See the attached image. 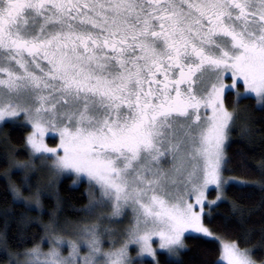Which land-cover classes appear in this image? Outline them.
<instances>
[{
	"label": "snow or ice",
	"instance_id": "6c2138e0",
	"mask_svg": "<svg viewBox=\"0 0 264 264\" xmlns=\"http://www.w3.org/2000/svg\"><path fill=\"white\" fill-rule=\"evenodd\" d=\"M253 100L264 111V0H0V264H182L189 241L218 244L209 264H264ZM68 178L83 205L65 207ZM250 188L253 207L230 197Z\"/></svg>",
	"mask_w": 264,
	"mask_h": 264
},
{
	"label": "trees",
	"instance_id": "16d2710c",
	"mask_svg": "<svg viewBox=\"0 0 264 264\" xmlns=\"http://www.w3.org/2000/svg\"><path fill=\"white\" fill-rule=\"evenodd\" d=\"M245 105L248 106L249 112L253 115L254 119L257 121V123L264 122V111H261L260 107L255 104V101H243L241 102V107H244ZM239 128L236 129V131L233 134V139L231 142V146L228 149L229 155L233 157L235 160V153L238 151V147L243 146L246 147L245 143L239 139L238 136ZM22 136L23 133L19 132L18 130H13L12 132V140L10 146H16L17 148L20 147L22 143ZM257 142L259 143L260 137H256ZM250 159L249 164L252 166V168H257V162L261 158V147L260 146H254L251 148H247ZM3 153V145H0V155ZM3 171V166L0 165V173ZM234 173H226L225 175H233ZM259 172H254L251 176L248 177L249 180H255L258 179ZM71 183V178L65 179L62 181V190H61V196L65 199L66 204L65 207H67V204L69 202L76 204L77 206L83 205L87 202L86 197H82L80 193L84 191V186L81 185L79 187V190L76 189H69V185ZM6 180L3 178L2 175H0V208L4 207L6 204L5 200V193H6ZM262 193L257 188H250L244 193L241 192H231L230 197L233 199H240L244 201L248 207H253L258 203V201L261 198ZM8 200H11L10 194H8ZM56 201L55 199H51L45 206L44 212L47 213L51 211V209L55 206ZM19 211V209H17ZM231 208L230 204L228 202H225L221 205L220 209L216 213L218 220L217 225L219 226V221L223 220L225 221L227 226H232L234 221L233 218L230 216ZM32 215H35V213H32ZM261 213L258 211H254L253 215L250 217V220L255 222L257 228L259 226ZM70 219H75L76 217L74 215H69ZM63 219V215H62ZM48 215H43V222H47ZM31 231V229L29 230ZM239 235L240 233H236ZM9 236H12V230L9 231ZM250 246L257 244V239L254 237L250 242ZM30 246V244L23 245V247ZM218 244L208 245L204 246L201 245L199 242H192L189 241V249L183 253L182 256V264H209V262L213 260H217L219 258L218 254ZM255 251V257L257 259H264V248L256 247L254 249Z\"/></svg>",
	"mask_w": 264,
	"mask_h": 264
}]
</instances>
